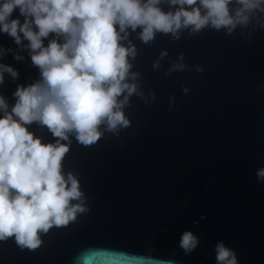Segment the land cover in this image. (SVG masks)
<instances>
[{
	"label": "water",
	"instance_id": "water-1",
	"mask_svg": "<svg viewBox=\"0 0 264 264\" xmlns=\"http://www.w3.org/2000/svg\"><path fill=\"white\" fill-rule=\"evenodd\" d=\"M137 33L131 36L139 50L133 70L142 73L145 93H156L155 103L133 96L126 109L132 124L119 136L106 133L90 146L72 138L64 169L79 173L90 211L43 234L35 251L22 250L14 238L0 242V264H73L85 250L86 264H152L145 259L149 247L155 248L153 260L216 264L220 240L236 250L240 264H264V184L256 178L264 167V88L258 87L264 82V30L251 41L210 29L185 32L178 41L157 33L150 45ZM0 46L17 47L7 34H0ZM162 50L169 55L154 71ZM180 53L188 67L165 75ZM23 55V62L11 54L0 61L20 73L0 89L12 104L17 84L40 75ZM197 65L205 71L197 72ZM171 96L176 103L170 112ZM29 130L54 142L46 128L34 123ZM187 230L200 237L188 256L179 248Z\"/></svg>",
	"mask_w": 264,
	"mask_h": 264
},
{
	"label": "clouds",
	"instance_id": "clouds-1",
	"mask_svg": "<svg viewBox=\"0 0 264 264\" xmlns=\"http://www.w3.org/2000/svg\"><path fill=\"white\" fill-rule=\"evenodd\" d=\"M205 29L228 36L238 32L251 41L254 32L264 30V0H0V34L17 46H0V61L11 54L23 62L26 52L40 74L32 83L17 84L14 104L0 91V242L14 238L22 250L35 251L43 234L90 211L79 173L64 169L72 138L90 146L106 133L119 136L132 124L126 109L133 96L146 105L156 101L154 91L143 90L142 73L133 70L139 50L132 33L150 45L157 33L178 41L185 32L197 36ZM168 55L160 52L154 71ZM184 60L180 53L165 75L184 71ZM196 71L205 69L197 65ZM6 78L15 83L20 73L0 62V89ZM182 90L190 92L187 86ZM175 103L171 96L170 112ZM34 123L54 142H42L43 135L30 131ZM256 178L264 184V167L256 170ZM199 245L200 237L191 230L181 234L184 255ZM154 251L149 247L145 257L152 264H175L153 260ZM214 251L216 264H240L236 250L223 240ZM89 255L90 250L81 252L73 264H86Z\"/></svg>",
	"mask_w": 264,
	"mask_h": 264
}]
</instances>
